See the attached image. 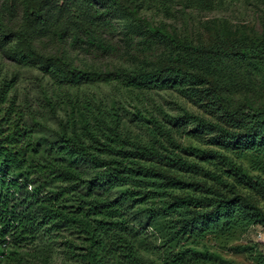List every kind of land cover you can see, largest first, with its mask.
<instances>
[{"label": "trees", "instance_id": "16d2710c", "mask_svg": "<svg viewBox=\"0 0 264 264\" xmlns=\"http://www.w3.org/2000/svg\"><path fill=\"white\" fill-rule=\"evenodd\" d=\"M139 9L138 0H0V54L49 74L47 110L64 113L56 142H48L12 95L16 77H0V264H46L51 236L65 235L75 264H189L202 241L264 228V209L239 192L264 199V32L193 44ZM68 52L130 64L78 66ZM91 84L113 87L121 98L81 95ZM118 89L130 96L177 91L213 117L182 111L160 121L126 104ZM134 209L159 234L157 261L132 225ZM261 247L245 249L256 264H264Z\"/></svg>", "mask_w": 264, "mask_h": 264}, {"label": "rangeland", "instance_id": "374dc122", "mask_svg": "<svg viewBox=\"0 0 264 264\" xmlns=\"http://www.w3.org/2000/svg\"><path fill=\"white\" fill-rule=\"evenodd\" d=\"M153 0H138L139 15L153 25L164 26L172 33L191 41L193 44H207L218 34H224L229 38L244 37L251 38L256 33L264 32V0H213L210 9H198L196 7L187 8L179 0L162 8L155 7ZM119 24L125 27L126 20L120 18ZM67 56L75 65L86 64L100 70L112 68H125L130 63L122 59H105L91 63V61L77 53L68 52ZM16 77L17 84L12 95L18 99V104L24 109L27 116L33 118L35 122L43 127V136L48 142L55 143V132L59 128L58 121L64 118L62 111H57L54 116L47 110V101L52 98L54 88L53 78L38 69H23L16 66L4 54H0V77L9 79ZM119 88V87H118ZM121 95L125 98L126 104H140L144 115H154L160 121L164 116L175 117L187 111L193 115L211 120L212 114L203 104L197 103L196 99L184 97L177 91H151L128 95L122 89ZM81 95H94L97 98H115L119 100L121 96L113 90V87H106L102 84H91L80 88ZM129 98H132L130 100ZM133 112V111H132ZM128 127L136 130V124L127 121ZM191 126L186 127V131ZM179 142L185 146L200 147L195 139L190 137L176 136ZM247 168V162L243 163ZM239 192L248 196L264 209V199L257 193L245 188H240ZM130 220L136 229L140 230V236L145 243L147 257L157 261L162 256L161 240L159 234L153 228H147L146 217L139 213L132 215ZM66 236H51L50 242L44 241L48 245V263L46 264H75L66 258ZM249 244H261L260 248L264 252V228L255 227L243 232H237L218 240L207 239L195 246L197 252L194 254L189 264H256L254 256H250L246 249ZM31 264V263H28ZM37 264V263H32Z\"/></svg>", "mask_w": 264, "mask_h": 264}]
</instances>
